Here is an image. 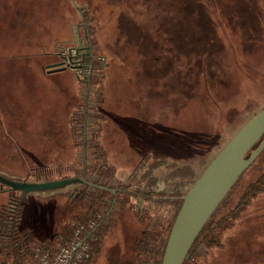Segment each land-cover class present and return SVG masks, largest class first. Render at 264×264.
I'll return each mask as SVG.
<instances>
[{"label": "rangeland", "instance_id": "1", "mask_svg": "<svg viewBox=\"0 0 264 264\" xmlns=\"http://www.w3.org/2000/svg\"><path fill=\"white\" fill-rule=\"evenodd\" d=\"M73 1L0 0V61L10 55L25 54L36 55L46 62L61 63L64 57H69L67 50L63 52L65 49H69L72 54L77 53L78 57H86L85 52L90 49L85 39L89 27L86 26L87 21L80 20L79 6L89 8L95 15L90 23L95 41L94 49L108 58L113 56V62L107 63L100 69L101 72L95 70L90 84L82 83L75 73L65 71L63 76L72 81V93L75 96L71 94V88L60 91L55 86L41 83L43 92L44 88L50 87L46 94H51L52 98L42 101L50 103L47 108L31 109L36 111L37 116L25 117L26 121L30 120L32 123L28 128L27 123L22 120L19 122L18 114L13 111H18V107L11 106L15 100L21 101L19 98L24 96L23 79H28V74L24 72L22 78L20 70L13 67L12 71H7L6 66L0 65V113H4L11 123L10 125L6 119H1L0 122V140L2 133L9 141L4 146L0 141V173L14 180L25 181V173H31L34 169V165L30 166L28 163L29 159L33 160V156L36 159L46 158L48 164L42 166V169H49L47 172H60L62 168L57 163L60 162L59 155L63 148H66L69 160L76 155L80 161L86 158L83 148L72 147V128L78 142L90 141L93 133L100 128V142L108 163L113 166L118 178L122 175H125L127 181L128 178H134L133 173L143 163L146 168L158 167L155 169L157 171L154 172L152 185L149 186L151 193L186 195L220 149L258 112L260 98L249 100L243 110H230L227 106L222 110L218 106L209 107L213 117L206 124L207 136L192 144L190 150L178 159L162 156L159 152L166 149L168 153L172 141L168 124L164 125L159 121L158 114L165 91L162 85L154 88L150 83L151 78L148 77L147 80V76L143 74L153 71L154 66L160 68L166 54L177 56L183 42L182 37L179 38L183 21L180 18V4L194 0H177L175 9L170 5L173 0ZM213 1L220 9L226 11L234 8L237 11L235 18L240 30H250L253 26L259 30L264 21V0ZM155 3L159 8L156 15L153 9ZM188 4L192 7V4ZM188 4L186 6L189 7ZM148 11L149 17L144 18ZM255 14H260L261 17L254 16ZM188 20L187 17V22ZM189 24L190 28L183 35L187 43L192 42L200 30L199 23L191 21ZM166 30L169 31V37L162 36ZM134 44L142 50L145 49L144 45H150L149 52L145 53L147 57L139 59L148 61L147 68H143L144 64L142 66L140 62L137 63L135 55L130 57L123 54L126 45L132 47ZM154 44L164 51L163 55L154 54L157 47ZM128 51L134 52L132 48ZM168 73L166 69L165 76ZM162 80L160 77L161 82ZM58 81L60 83V77ZM176 82L177 79L171 81ZM191 82L192 80L189 83ZM230 84L234 88V82L231 81ZM250 88L254 89L252 86ZM241 93L238 89L236 95L240 96ZM222 96L223 100L229 97L226 93ZM2 100L13 109L6 107ZM215 115L220 118L215 119ZM19 124L25 128L24 132L13 135L14 129L20 127ZM43 139L47 140L46 144ZM58 140H62V147L58 145ZM38 145L42 146L32 148ZM92 152V149L87 151L89 166L93 162ZM259 171L260 167L257 165L248 169L228 198L221 214L236 207L247 186L259 177ZM38 172L39 175L34 180L38 177L40 179L43 174L42 170ZM62 172L65 175L72 173L68 166ZM51 174L52 178L63 175ZM70 188L73 187L53 193L33 192L22 198L15 197L14 193L0 192V211L18 213L17 231L32 241L54 239L75 217L87 210L86 199L72 192L67 193ZM20 195L21 192L18 193ZM140 204L144 207V216L136 212V203L130 200L119 213H115L117 217L115 216L113 223L101 230L103 242L92 264H135L136 239L142 236L146 228L150 230L159 224H168L175 213L172 206L148 205L144 201ZM222 243L223 246L208 251L205 264H264V192L254 198L242 211L235 225L224 232Z\"/></svg>", "mask_w": 264, "mask_h": 264}, {"label": "trees", "instance_id": "2", "mask_svg": "<svg viewBox=\"0 0 264 264\" xmlns=\"http://www.w3.org/2000/svg\"><path fill=\"white\" fill-rule=\"evenodd\" d=\"M72 2L74 1L72 0ZM175 3H178L177 0L170 2L174 9L176 8ZM188 3L192 4V7ZM188 3L180 4L182 13L180 18H183V21L179 38L182 37L181 40L183 42L177 56L166 54L167 56L165 55L160 68H155L154 66V72L147 69L148 72L143 74L147 76V80L148 77L151 78L149 80L154 85V88H159L162 85L165 91L163 104L158 107L160 108L158 114L160 117L159 121L163 122L164 125L168 124L171 131L169 136H171L172 141L169 144L168 153L166 149L159 153L162 156L174 159L183 156L190 150L192 144L198 143L201 138L207 136L205 134L206 124L213 117V112L208 110L209 107L218 106L222 110L224 106H227L230 110H233V108L243 110L249 100L259 97L260 109L244 125L264 109V21L261 22L259 30L253 26L250 30L243 31L237 28L239 22L235 18L237 11L234 8L225 11L216 6L213 0H194ZM187 4L191 9L186 6ZM154 5L153 9L156 15L159 8L156 3ZM79 9L81 12L80 20L87 21L88 24L86 26L89 27L85 39L88 41L95 59L94 69L101 72V68L106 66L107 63L111 64L113 62V56L108 58L107 55L94 49L95 41L90 31L92 28L90 23L94 20L95 15L85 6H79ZM258 15L260 14H255L254 16ZM147 17H149V11L144 16V18ZM187 17L189 19L188 22ZM191 21L199 23L200 30L196 33L195 39L187 43L183 35L190 28L191 24L189 23ZM167 30L166 33L163 31L162 36L169 37V31ZM144 46L143 48L145 49L142 50L137 44L132 47L126 45L123 54L130 57L135 55L137 63L140 62L142 66L144 64L143 68H147L148 61L139 60L141 58L144 59L145 56L147 57L145 53H148L151 48L150 45ZM154 46L157 45L154 44ZM133 47L139 48L134 50ZM130 48L134 52L128 51ZM155 49V55H163L164 51H161L159 46ZM99 56H103L105 62L96 61ZM122 59L125 60L123 56ZM153 61L155 64L156 59L154 58ZM166 69H168L169 73L165 76ZM160 77L163 78L162 82ZM169 77L170 79L168 80ZM174 79H177V82L171 83ZM191 80L192 82L189 83ZM231 81L234 82V88L230 84ZM251 86L254 89H251ZM238 89L242 91L240 96L236 95ZM223 93L229 96L225 100H223ZM217 117L220 118L219 115H215V119ZM99 122H96L97 125ZM85 131L86 128L84 129ZM263 138L246 154L245 158L250 157ZM75 144L86 151V158L83 161L77 159L74 162L73 167L75 170L71 173L72 175L70 173L65 175L62 172L67 166H61L62 171L59 173L63 174L59 176L60 179L70 176L80 178L85 174V183L81 184L84 190L77 196L86 199L87 210L73 220L86 221L97 214H101L104 224L109 216L113 215V204L121 194L125 198L122 202L124 205L128 204L131 198H141L154 204L172 206L175 209V213L168 224H159L155 229L150 230L146 228L143 231V235L134 242L137 250L135 264H162L170 232L181 209L185 195L181 193L171 196L144 193L139 190H132L130 188L131 185L126 187L119 181L114 186L111 185L115 170L108 163L105 149L100 142V128L93 133L90 141L78 142L75 136ZM89 149L93 150V162L90 166V161L87 157ZM254 165L260 167L259 177L247 186L236 207L231 208L227 213L221 214L228 198L248 170L244 173L205 224L190 248L183 264H205L208 251L214 247L223 246L222 238L224 232L234 226L242 211L254 198L264 192V151L251 167ZM68 167L71 169L72 166ZM89 175H94L97 178L90 182L88 180ZM24 177H31V173L26 172ZM0 192L14 193L15 197H17L16 194L18 193L2 185L0 186ZM22 197L23 195L18 198ZM17 217L18 213L9 214L5 211H0V259L5 263L26 264L31 258L34 246L38 245L55 251L64 244L65 240L70 238L71 223L54 239H47L42 242L32 241L29 237L18 233ZM60 236L63 237V240L60 239ZM100 247L101 244L93 247V259L99 253Z\"/></svg>", "mask_w": 264, "mask_h": 264}, {"label": "water", "instance_id": "3", "mask_svg": "<svg viewBox=\"0 0 264 264\" xmlns=\"http://www.w3.org/2000/svg\"><path fill=\"white\" fill-rule=\"evenodd\" d=\"M263 137L264 109L247 122L222 148L184 196L183 204L170 232L162 264H183L205 224L264 151ZM262 138L263 140L250 157L245 158ZM75 183H85V174L80 178L31 182L14 180L0 173L2 186L21 192L24 196L33 192L63 189Z\"/></svg>", "mask_w": 264, "mask_h": 264}, {"label": "crops", "instance_id": "4", "mask_svg": "<svg viewBox=\"0 0 264 264\" xmlns=\"http://www.w3.org/2000/svg\"><path fill=\"white\" fill-rule=\"evenodd\" d=\"M38 58L39 57L36 55L25 56V54H21V55H10V56L3 58L2 61H0V65L2 64V66H6L7 68H5V69L7 71H9V70L12 71L13 67L15 69L20 70V74H21L22 78H24V72H26L28 74L27 75L28 79H23L24 88H25L24 96L22 98H19L21 101L15 100L13 102V104L11 105L12 107H18V111L9 107L8 104L2 100L4 102V103L3 102L2 103L6 107L13 109V111H16V113L18 114L19 122L22 120L23 122L27 123V125H28L27 128L32 123L29 122L30 120L26 121L25 117L28 115V117H30V118H36L37 113L35 110H41L42 108H47L50 103H48V102L43 103V102L48 98H52L51 94H50V96H49V94H46L50 90V87L45 86L46 88H44V92H43V89L41 88L42 87L41 83H45L48 85L55 86V87H57V89H60V91H63V88L65 90H68L69 88H71V94H73L72 91H74L72 88V81L67 80L63 76L66 70H63L62 68L61 69L57 68L60 64L59 62H56V61H51V62L47 61L46 62V61H43V60L38 59ZM59 77H60V83L58 81ZM60 84H61V87H60ZM24 88H23V90H24ZM23 90H22V92H23ZM73 95L75 96V93ZM18 104H20V105H18ZM23 107H24V110H22ZM8 108H7V110H9ZM32 108H34L35 110H31ZM28 110H30L29 114L27 112ZM19 117H20V119H19ZM1 119H6L8 121V123L11 125V123L9 122V118L4 113H0V122H1ZM19 126L21 127L20 124H19ZM20 127L18 129H14L13 135H18L19 132L20 133L24 132L25 128L21 127V129H20ZM71 136H72V143H74V145L72 144V147L75 146V148L78 149L79 146H76V144H75V134H74L73 128L71 130ZM9 140L12 143L11 137L9 138ZM18 140H19V138H18ZM43 140L45 141L44 144H46L47 140L46 139H43ZM0 141H1L3 146H4V143L9 144V141L5 137H3L2 133H1V140ZM57 143H58V145H61L60 147H62V145H63L62 140H58ZM41 146L42 145H38V146H34L32 148H39ZM65 149L66 148H63L60 151V155H59L60 162L57 164H59L60 166H72L71 170H72V172H74L73 170H75V169H74L73 165H74V162L78 159V157L76 155L75 158L73 157V159L69 160V156H68L67 152L65 151ZM0 151H1V148H0ZM22 157H23V154H22ZM25 158L29 159L28 156H25ZM8 159H10V157H8ZM11 160H13V159H11ZM11 163H13V161H11ZM28 163L30 164V166L34 165V169H33V171H31V174H32L31 177L24 179L25 181L27 180V181H32V182H47V181L61 180L59 176L57 178H52V177H50V175L52 176L51 173H55L57 175L62 171V169H60V172L59 171L56 172V171L51 170L50 173L47 172L49 169H42V166H45L48 164V161L46 160V158L39 157L38 159H36L35 156H33V160L29 159ZM156 168H158V167H155V169ZM149 169L150 168L144 167L143 163H141L136 168V172L133 173L134 178H132V179L128 178V181H127L124 177L125 175L124 176L122 175L120 178H118L115 174L113 177V180L110 184L114 186L116 184L115 182L119 181V182H121V184L125 185L126 187H129L131 185L130 188L132 190H139V191H142L144 193H151L149 190V186L152 185L154 172H156L157 170H155V169L149 170ZM38 170H42L44 176H43V174H41L43 177L41 176L40 179L38 177L36 180H34L35 177L37 175H39ZM32 176H34V177H32ZM44 177L46 179H44ZM65 178H76V177L70 176V177H65ZM96 178L97 177H95L94 175L88 176V180L90 182H93ZM81 184L82 183H75V184L67 186V187H73V188H70V190H67L68 191L67 193H71V192L75 193V194L81 193L84 190V188L81 186ZM74 186H75V188H74ZM90 188H92V186H90ZM59 190H61V189H59ZM54 191H56V190H54ZM50 192L53 193V191H50ZM43 193H45V192H43ZM124 200H125V198L121 194L118 197V200L114 202L113 208H112L113 215L111 214L109 216V218L105 221L104 224L102 222V225H101L102 231L104 230L105 226H107L110 223H113V221L115 220V216L117 217L116 214L119 213L120 210H122L124 208L125 205L122 203ZM131 201L136 203V205L138 203H141L142 201H144V204H148V205L154 204L152 202L146 201V200L141 199V198H131Z\"/></svg>", "mask_w": 264, "mask_h": 264}, {"label": "built area", "instance_id": "5", "mask_svg": "<svg viewBox=\"0 0 264 264\" xmlns=\"http://www.w3.org/2000/svg\"><path fill=\"white\" fill-rule=\"evenodd\" d=\"M66 50L69 57H64L58 67L75 73L82 83L90 84L95 72V59L93 58L92 50H87L89 52H85L86 57L83 58L78 57L77 53L72 54L69 49H65L63 52ZM96 61L103 63L105 58L99 56ZM136 212L144 216L142 204L138 203L136 205ZM102 222L103 216L101 214H97L86 221L73 220L70 224V238L65 240L63 245L55 251L38 245L34 246L31 258L26 264H92L93 247L103 242ZM60 239L63 240V237L60 236ZM0 264L11 263H5L0 259Z\"/></svg>", "mask_w": 264, "mask_h": 264}, {"label": "flooded vegetation", "instance_id": "6", "mask_svg": "<svg viewBox=\"0 0 264 264\" xmlns=\"http://www.w3.org/2000/svg\"><path fill=\"white\" fill-rule=\"evenodd\" d=\"M18 193H20V192H18ZM18 193L16 194V196H17V197H21L22 195L24 196V194H23V193H21V195H20V196H18Z\"/></svg>", "mask_w": 264, "mask_h": 264}]
</instances>
